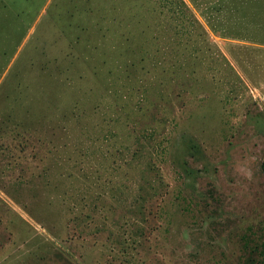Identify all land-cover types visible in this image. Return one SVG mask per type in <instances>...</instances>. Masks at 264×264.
Returning <instances> with one entry per match:
<instances>
[{
    "label": "rangeland",
    "instance_id": "1",
    "mask_svg": "<svg viewBox=\"0 0 264 264\" xmlns=\"http://www.w3.org/2000/svg\"><path fill=\"white\" fill-rule=\"evenodd\" d=\"M184 1L190 41L155 0L12 24L0 264H264V0Z\"/></svg>",
    "mask_w": 264,
    "mask_h": 264
},
{
    "label": "trees",
    "instance_id": "2",
    "mask_svg": "<svg viewBox=\"0 0 264 264\" xmlns=\"http://www.w3.org/2000/svg\"><path fill=\"white\" fill-rule=\"evenodd\" d=\"M125 1V0H124ZM128 4H131L132 0H126ZM144 3L154 0H142ZM213 0L206 1V4H210ZM228 2L229 0H222ZM237 1V0H236ZM0 9V75L3 69H5L6 65L9 64L11 57L13 56L17 46L19 45V38L17 41L12 39L10 33V29L12 24H17L18 27H21V23H25L29 25L31 23V19H33V15L37 12V8L39 7V3L36 0H11L8 1L7 4H3L1 1ZM220 0H217V4ZM233 3V0H231ZM240 6H247L245 0H239ZM23 3V4H22ZM157 11L160 14L171 13L173 19L177 22L176 35L177 39L180 40V37L183 35L185 37H189V41L192 38V35L195 34L198 29V22L191 14L190 9L184 0H155ZM19 9V10H18ZM20 20V22H19ZM99 21V20H97ZM99 26V25H97ZM100 27V26H99ZM102 28H98V31H101ZM15 37V36H14ZM115 37V36H114ZM12 40V43L10 42ZM14 41V42H13ZM23 91H19L15 94V96L8 102L11 105L21 104V100H23ZM262 171L264 173V160L262 162ZM249 262L252 263V261Z\"/></svg>",
    "mask_w": 264,
    "mask_h": 264
}]
</instances>
